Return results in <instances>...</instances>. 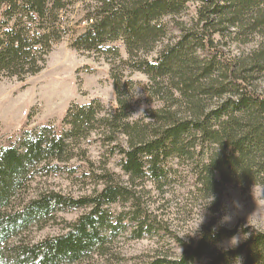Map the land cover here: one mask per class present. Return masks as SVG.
I'll use <instances>...</instances> for the list:
<instances>
[{
	"label": "trees",
	"instance_id": "obj_1",
	"mask_svg": "<svg viewBox=\"0 0 264 264\" xmlns=\"http://www.w3.org/2000/svg\"><path fill=\"white\" fill-rule=\"evenodd\" d=\"M191 4L194 16L182 20ZM78 5L85 10L84 29L71 46L110 63L116 106L99 99L73 103L59 128L26 130L0 147V264H75L127 231L104 208L132 195L113 179L93 197L48 191L6 206L30 173L60 171L97 131L114 143L121 169L133 178L163 181L167 161L176 158L192 167L205 195L231 184H264V0H0V75L25 81L40 73L53 48L74 33L70 18ZM171 24L178 35H171ZM258 36L252 48L240 49ZM125 69L146 74L148 97L161 103L148 121L132 120L136 83ZM83 207L90 210L65 232L24 240L34 224ZM141 213L128 218L137 225L134 237L155 230ZM236 233L208 228L195 245L182 244L180 256L146 264H264L263 231L247 230L232 249L215 248Z\"/></svg>",
	"mask_w": 264,
	"mask_h": 264
},
{
	"label": "rangeland",
	"instance_id": "obj_2",
	"mask_svg": "<svg viewBox=\"0 0 264 264\" xmlns=\"http://www.w3.org/2000/svg\"><path fill=\"white\" fill-rule=\"evenodd\" d=\"M194 14L195 5L191 4L180 18L189 21ZM84 17L85 10L78 5L70 18L74 33L53 48L40 73L25 81L0 75V147L26 130L42 126L59 128L73 103L85 104L99 99L107 108H115L110 63L105 57L82 53L71 46L84 29L81 24L79 26ZM178 34L179 30L171 24V35ZM259 38L241 44L240 49L252 48ZM235 44L231 45L233 51ZM226 48L231 50L228 45ZM121 56L127 58L123 45ZM125 75L136 83L132 120L148 121L150 111L161 103L148 97L146 74L125 69ZM260 85L264 87V79ZM113 146L114 143L103 141L99 131L93 133L80 143L76 157L60 171L30 173L24 188H19L6 206H18L23 199L48 191L75 198L93 197L109 179L130 190L132 195L129 197L104 205L108 216L122 219L127 231L120 228L123 232L120 230L103 250L75 264H146L159 256L175 258L182 253V244L195 245L208 228L237 230L235 236L222 239L215 247L217 250L238 246L246 239L247 230L249 233L264 232V184H231L216 194L205 195L197 187L192 167L176 158L167 161L170 172L163 181L133 178L121 169V155L113 152ZM212 197L214 199L208 204ZM89 210V207H83L59 211L47 224L29 227L23 234L24 240L34 242L59 235L65 232L68 223ZM133 211L139 216L146 212L154 222L155 230L142 237L131 235L137 226L131 225L128 219ZM233 238L237 240L236 244H232ZM15 242L11 240L9 245Z\"/></svg>",
	"mask_w": 264,
	"mask_h": 264
},
{
	"label": "clouds",
	"instance_id": "obj_3",
	"mask_svg": "<svg viewBox=\"0 0 264 264\" xmlns=\"http://www.w3.org/2000/svg\"><path fill=\"white\" fill-rule=\"evenodd\" d=\"M213 199H214V198L212 197V199L209 201L208 204H210V203L212 202ZM236 243H237V240H236L235 238H233V240H232V244H236Z\"/></svg>",
	"mask_w": 264,
	"mask_h": 264
}]
</instances>
